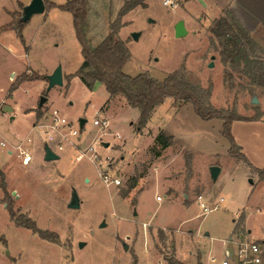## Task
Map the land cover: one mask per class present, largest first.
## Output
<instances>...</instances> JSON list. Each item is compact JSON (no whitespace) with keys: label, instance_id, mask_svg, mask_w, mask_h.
I'll return each instance as SVG.
<instances>
[{"label":"rangeland","instance_id":"1","mask_svg":"<svg viewBox=\"0 0 264 264\" xmlns=\"http://www.w3.org/2000/svg\"><path fill=\"white\" fill-rule=\"evenodd\" d=\"M30 1L0 0V28L12 23L13 13L20 19ZM48 1L60 5L67 0ZM123 1L88 0L86 38L91 47L107 36ZM161 2L146 0V7L122 17L118 37L130 53L123 72L146 73L161 81L181 71L193 84L210 90L214 108L258 117L259 109L264 111V90L225 61L219 40L209 32L225 12L197 0H177L173 9L163 8ZM179 20L187 35L175 38L173 27ZM133 34H138L136 40ZM22 37L23 42L12 28L0 34V137L7 142L0 148V181L8 194L3 202L0 188V264H168L175 249L185 264H205L209 257L214 259L211 264H220L228 250L234 264L232 242L243 240L259 245L264 264V178L224 154L226 139L218 121L201 127L185 113L178 114L181 128L169 125L166 130L177 134L186 152L175 146L162 149L155 143L156 124L168 119L164 110L171 99H165L149 129L139 134V111L122 97H110L100 84L89 90L80 77L66 79L83 69L69 13L51 9L32 16ZM58 66L63 86L47 91L45 80L23 81L11 92L21 75L47 77ZM41 97L46 102L37 119ZM255 97L257 104H252ZM53 111L78 136L67 141L70 146L63 144L58 160L45 161L48 143L40 126ZM79 119L86 120L81 130ZM101 119L108 121L104 132L93 126ZM62 134L68 139L67 131ZM231 134L244 143L250 165L264 171V129L238 123ZM59 140L56 136L49 146L56 148ZM20 143L31 155L28 166L13 148ZM213 166L221 170L216 181L210 176ZM103 170L118 177L120 185L104 184L98 173ZM73 191L80 202L77 209L68 208ZM201 195L202 201L197 199ZM7 203L39 229L56 234L58 243L14 225ZM200 203L218 208L205 213Z\"/></svg>","mask_w":264,"mask_h":264},{"label":"trees","instance_id":"2","mask_svg":"<svg viewBox=\"0 0 264 264\" xmlns=\"http://www.w3.org/2000/svg\"><path fill=\"white\" fill-rule=\"evenodd\" d=\"M43 1L45 11L58 9L69 13L72 17L75 38L83 60V69L67 76L68 81L73 77H80L89 90H92L96 84H100L104 86L110 97H122L128 107L139 111L137 133L144 129L153 109L162 104L165 99H171L177 107L189 104L201 120H221L223 122L221 135L229 143L228 155L247 164L259 173V177L264 178V171L257 170L250 165L231 134V125L234 121L250 122L254 121L255 117H242L233 111L214 108L209 103L210 90L193 84L181 71L172 72L161 81L146 73L129 76L123 72L124 65L130 60V53L118 37L122 27L121 19L136 7H146V0H124L117 18L109 26V33L95 47H91L86 38L88 0H67L61 5L53 4L48 0ZM11 16L12 23L1 27L0 34L12 28L23 42L22 30L25 23L21 21V18L16 19V14L13 13ZM209 32L219 40L221 54L225 61H228L234 70L246 77L251 85L264 90V50L251 39L240 23L230 13L225 12L224 16L213 21ZM46 78L36 73L21 75L16 79L11 92L23 81L45 80L47 82ZM40 113V110L36 112L37 119L40 118ZM155 143L165 149L173 142L170 137L160 132L155 137ZM0 176L3 177L1 169ZM134 186L135 182L131 184L130 189ZM0 188L4 195L3 202H6L8 194L4 181H0ZM125 194L123 193V197ZM6 208L14 225L31 231L45 241L58 243L56 234L39 229L35 222L25 215H17L8 203ZM167 262L168 264H181L172 258L167 259Z\"/></svg>","mask_w":264,"mask_h":264},{"label":"crops","instance_id":"3","mask_svg":"<svg viewBox=\"0 0 264 264\" xmlns=\"http://www.w3.org/2000/svg\"><path fill=\"white\" fill-rule=\"evenodd\" d=\"M204 1L206 2L204 7H207L208 6L211 9H216L220 14H221V12H228V13H230L240 23V25L248 32V34L250 35L251 39L260 48H262L264 50V0H204ZM44 13H48V12L44 11ZM44 13H42V14H44ZM42 14H39V15H42ZM163 103L153 109V111L150 114L149 120H148L146 126L143 129V132L146 131V129H149V126L151 125V123L153 121V116H154V113L156 112V109H158V108L160 109V106L163 105ZM42 108H40V109L38 108V109L42 112ZM164 112L169 114L167 116L168 119L166 121H164L163 123H161V124H156V126H157V133L155 134V136H157V134H159L160 132L164 133L166 136H168V137H170L172 139V142L173 143L169 147H174L175 146V147H177L179 150H181L183 152L185 151L184 150L185 144L180 143V144H182V145H180L179 142H178L177 134L174 133V132H172V131H167L166 130V127L169 126V125H172V126L174 125V128H181V123L178 122L177 119H175L178 116V114L185 113L187 115V117L191 118L193 120V122H195L198 126H201V127H205V126L209 125L212 121H218L219 122V126L220 127L223 126V122L221 120H217V119H213V120H210V121H203V120H201L198 116L195 115L192 106L189 105V104H183V105L177 107L173 103V101L171 100L170 106L168 108H166L164 110ZM259 113H260V115L258 117H256V119L254 121H250V122L234 121L232 123V125H231V132L233 133V129H234L235 125L238 124V123L257 124V125H259L260 129H262V128L264 129V111H261L259 109ZM246 117L249 118V117H252V116H246ZM47 122L48 121H46V123ZM42 126H43V124L40 126V128H42ZM42 130H43V128H42ZM220 132H222V128H221ZM234 137L235 136H233V138ZM205 139H206L205 137H202V140L204 141L203 143H205ZM72 140H73V138H72ZM197 140H200V138H197ZM234 141H235L236 145L241 149V153L243 154V152H245V149H244L245 148V145H244V143L242 141L237 140L236 138H234ZM20 145L23 148V143H20L17 146H20ZM224 145H225V146H223L224 147V150H225V153L224 154L225 155H228L229 143L227 142V140L225 141V144ZM10 146L12 147V145H10ZM17 146L15 145L13 148L15 149ZM67 146H69V145H67ZM207 146H208V144H207ZM48 147L55 154H59L60 152L64 151V149L66 148V147H64L62 150H58L56 148H51L50 146H48ZM24 150L26 152H28L27 149H24ZM246 155H247V153H246ZM231 158H233V157H231ZM238 162H242V161H238ZM220 172H221V170H220ZM251 172H253V171H251ZM155 190H156V188H155ZM197 199L200 200V201H202V195L200 196V199L199 198H197ZM217 208H218V205H215L210 210H215ZM134 212H135V215H134ZM133 216H137V211L135 209L133 211ZM147 224L148 223L144 224V226H143L144 229H145V226ZM144 243H145V245H147L146 241H144ZM175 253L176 254L174 256V260H176L177 262H179L181 264H185L184 262H181L177 258L176 249H175ZM197 255H198V258H200V253H198V250H197ZM166 262H167V260H166ZM200 264H202V263L200 262Z\"/></svg>","mask_w":264,"mask_h":264},{"label":"built area","instance_id":"4","mask_svg":"<svg viewBox=\"0 0 264 264\" xmlns=\"http://www.w3.org/2000/svg\"><path fill=\"white\" fill-rule=\"evenodd\" d=\"M161 4H162V7L165 9H173L177 6V0H162ZM93 126L97 127L100 131L104 132V130L108 127V121L105 119L94 120ZM42 128L44 129V135L46 137L48 146H49V143H51L55 139L56 136L60 138L59 142L55 145L58 150H62L65 147L63 146V144L69 145V143L67 142L68 140L71 141L72 138L74 140V138L78 136V131L72 130L70 124H68L65 119L60 117L58 112L56 111L52 112L50 118L48 119V123L43 125ZM64 131H67L68 139L64 137V135L62 134ZM6 146H7V142L3 138L0 137V148H6ZM15 149L19 151L18 155L21 159L22 165L28 166L32 159L31 155L28 152H26L21 147V145L17 146ZM98 173L102 181L104 182V184H106L107 186L120 185V181L118 177L111 176L109 174V170L98 171ZM156 201L160 202L161 197L159 196L156 197ZM200 207L203 209L205 213L211 211L203 203H200ZM232 243L235 246L234 264H262L261 250L257 243L249 242L245 240L235 241ZM224 255L225 256L223 260L220 262V264H230L229 262L230 252L228 250H225ZM212 262H214V259L210 257L205 264H211Z\"/></svg>","mask_w":264,"mask_h":264},{"label":"water","instance_id":"5","mask_svg":"<svg viewBox=\"0 0 264 264\" xmlns=\"http://www.w3.org/2000/svg\"><path fill=\"white\" fill-rule=\"evenodd\" d=\"M198 2H200V4H202L203 6H205V3L202 0H197ZM45 11V4L43 2V0H31L30 3L25 6L22 10V16H21V21L26 23L27 21L30 20V18L34 15H39L44 13ZM173 31H174V37L175 38H182L184 36L187 35V30L184 26V22L182 20H179L173 27ZM138 37V34H133V38L134 40H136ZM210 67H212V63L209 64ZM47 91L51 90L53 87L57 86V87H61L63 86V78H62V71H61V67L58 66L53 72L52 74H50L49 76H47ZM46 102V98L45 97H41L39 100V104H38V108H42L43 105ZM252 104H257V99L256 97L253 98L252 100ZM86 120L85 119H79L78 120V124H79V129L81 130L83 128V126L85 125ZM104 146L107 147L108 144L104 143ZM59 156L57 154H55L48 146H46L45 148V155H44V160L45 161H54V160H58ZM220 173V168L213 166L210 168V176L211 179L213 181L217 180V177ZM80 202L79 199L76 195V193L73 191L71 193V197L68 203V208L70 209H77L79 208ZM135 215V212H134ZM104 226V224L101 225V227ZM80 247L83 246V244H79ZM123 248L124 251H127L128 246L126 244H123Z\"/></svg>","mask_w":264,"mask_h":264}]
</instances>
